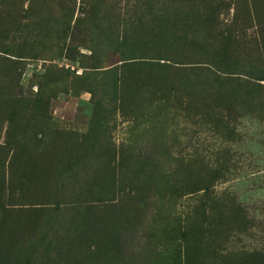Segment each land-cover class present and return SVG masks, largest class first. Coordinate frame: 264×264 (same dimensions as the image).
Returning a JSON list of instances; mask_svg holds the SVG:
<instances>
[{
  "label": "rangeland",
  "instance_id": "374dc122",
  "mask_svg": "<svg viewBox=\"0 0 264 264\" xmlns=\"http://www.w3.org/2000/svg\"><path fill=\"white\" fill-rule=\"evenodd\" d=\"M0 264H264V0H0Z\"/></svg>",
  "mask_w": 264,
  "mask_h": 264
},
{
  "label": "trees",
  "instance_id": "16d2710c",
  "mask_svg": "<svg viewBox=\"0 0 264 264\" xmlns=\"http://www.w3.org/2000/svg\"><path fill=\"white\" fill-rule=\"evenodd\" d=\"M171 70H176V67L170 66V70L169 71H171Z\"/></svg>",
  "mask_w": 264,
  "mask_h": 264
}]
</instances>
